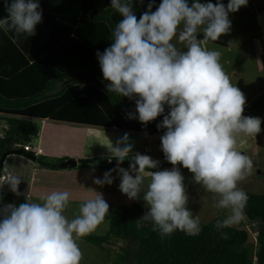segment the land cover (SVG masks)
I'll return each mask as SVG.
<instances>
[{"label":"clouds","instance_id":"1","mask_svg":"<svg viewBox=\"0 0 264 264\" xmlns=\"http://www.w3.org/2000/svg\"><path fill=\"white\" fill-rule=\"evenodd\" d=\"M247 3L229 0L225 6L219 0L216 4L194 0L190 5L188 0H162L154 12L150 2L137 19L131 0H111L121 19L112 32L114 42L97 53L103 77L110 82L108 91L139 97L136 111L145 124L163 114L165 104L170 108L157 127L167 129L161 146L174 167L147 173L146 187V169L158 165L150 156L137 153L132 158L130 168L135 176L118 169L120 190L130 199L140 198L143 192L149 210L141 219L152 222L162 237L177 230L189 235L201 230L199 218L187 207L178 164L193 174L195 183L219 196L216 207L229 210L225 219L217 220V229L242 220L248 196L238 184L253 164L237 150V136L257 135L262 121L242 115L247 102L244 94L225 72L221 53L203 47L197 33L203 32V40H218L230 30L229 13ZM7 12L0 28L17 35H33L42 20L38 0H14ZM175 39L187 50L178 48ZM126 141L127 135L112 148L118 163L131 152ZM111 171L94 183L111 184ZM9 183L16 192L19 180ZM26 200L18 207L8 204L0 210V264H80L83 253L77 241L92 233L109 213L100 194L82 203L71 220L64 214L70 202L68 191H53L42 202Z\"/></svg>","mask_w":264,"mask_h":264},{"label":"trees","instance_id":"2","mask_svg":"<svg viewBox=\"0 0 264 264\" xmlns=\"http://www.w3.org/2000/svg\"><path fill=\"white\" fill-rule=\"evenodd\" d=\"M14 0H0V19L8 15ZM137 19L148 10L156 11L162 0H131ZM42 20L33 35H17L0 28V156L18 152L29 155L43 168H57L66 156L55 157L27 151L17 144L32 141L40 124L33 118H49L101 127L124 128V116L136 111L137 96L125 97L108 91L97 53L114 42L112 32L121 16L111 7V0H38ZM191 5L193 0H188ZM198 34V33H197ZM78 69L95 74L97 80H71ZM256 111L264 110V90L248 99ZM148 129L158 128L170 108ZM6 154V155H7ZM137 153L118 163L114 156L79 157L78 166L111 168L130 166ZM155 170L168 161H158ZM3 163L0 166L2 171ZM150 170V169H146ZM248 200L243 214L257 225L254 253L247 246L246 228L229 225L215 227L223 213L207 222L200 221V232L189 235L175 231L161 236L152 222L141 219L147 207L144 201L116 205L109 217L107 230L83 237L100 247L115 239L126 242L110 263L105 264H264V192L245 191ZM223 234V235H222ZM226 236V238H225Z\"/></svg>","mask_w":264,"mask_h":264},{"label":"crops","instance_id":"3","mask_svg":"<svg viewBox=\"0 0 264 264\" xmlns=\"http://www.w3.org/2000/svg\"><path fill=\"white\" fill-rule=\"evenodd\" d=\"M199 2L216 4L218 0H199ZM219 2L227 6L229 0H219ZM228 18L231 21L230 30L222 34L216 41L209 40L210 49L216 50L220 48V63L225 72L228 73L229 71L237 77L242 76L238 79L242 81V85L245 82L241 91L246 99L248 97L247 93L251 99L264 90V0H248L246 6H241L236 12H230ZM36 27L39 29V23ZM199 35L200 37L197 36V39L206 48L207 45L203 41V32H200ZM173 43L178 48H181L182 51L187 50L182 42L177 44V42L173 41ZM221 49L224 51L223 54ZM226 51H230L229 53L231 54L228 53V56ZM260 85L263 86L260 87ZM33 119H39L41 121L38 144L41 146L42 154L44 155L55 157L71 156L77 160L79 157L96 155L113 156L112 148L117 146L118 142L127 135L126 143L131 145L130 153L148 155L154 161L163 160L162 162H164L166 160L160 139L164 133H152L148 129L147 124L139 121L138 112L124 116V128L115 126L101 127L49 118ZM55 122H65L68 125L67 127L65 125L59 127V125H55ZM59 128H62L60 132ZM67 128L73 131L77 130L79 133L76 134L74 132L73 134L76 136L72 138L66 133ZM50 129H52L51 132L49 131ZM1 134L2 130L0 131ZM62 134H65V140L59 142ZM56 138L59 142L57 146L52 144ZM145 145L151 146L152 151L150 155L148 153L149 151L145 152L143 150ZM61 146H65V148ZM119 146L123 147L124 145L120 144ZM11 156H15L18 160L10 159ZM34 160L29 155L18 152H11L5 156L2 172L6 173L8 178L0 179V208L4 206L2 202L3 195H24L31 201L33 197L42 198L53 191H68L70 193L69 204H74L75 208H69L67 210L78 211L79 206L87 199L95 198L100 194L109 205V213L106 216L108 218L113 208L118 204L144 201L142 199L143 192L140 198L130 199L120 190L121 174L118 169L123 168L128 170L129 174L135 176L136 173L132 171L130 166L116 165L111 168H106L78 166L77 164L73 167L43 168L35 164ZM173 167L171 164L160 166L155 170H146L145 187L148 182L147 173L168 168L171 170ZM175 167L178 168V165ZM110 170H112L111 184L105 183L101 186L94 183L97 178L103 179L104 174ZM14 178L19 180L16 192L11 190L9 183ZM185 189L187 192L188 188L185 187ZM25 202H27L26 198ZM193 215L197 217L196 213H193Z\"/></svg>","mask_w":264,"mask_h":264},{"label":"rangeland","instance_id":"4","mask_svg":"<svg viewBox=\"0 0 264 264\" xmlns=\"http://www.w3.org/2000/svg\"><path fill=\"white\" fill-rule=\"evenodd\" d=\"M174 41L177 42V44L180 43L178 39H175ZM203 41H205V44L207 45L206 49L212 50L210 49V41L209 40H203ZM216 50L220 51V48H217ZM221 52L223 54L224 51H222L221 49ZM229 52L230 51H226L227 55ZM227 74L229 75L231 82L234 85H236L240 90H242L245 82H243V85H242V81L238 80L242 76L237 77L236 75L231 74L229 71ZM243 81L245 80L243 79ZM263 85H260V87ZM247 95H248L246 99L247 102L244 106V109L245 108L247 109L246 117L248 116L258 117L261 119L262 123H261V131L257 135L249 136V135L240 134L237 136V150L240 151L242 154L247 155L251 159L252 164H253L250 173L246 175L245 179L242 180L238 184V187L241 188L243 191L250 190V191H255V192H264V110L256 111L253 108H251L249 105V101H248V99H250L249 98L250 96L248 93ZM40 122L41 121L39 119L36 120V123L40 124ZM55 125H59V127L61 125H65L67 127L68 124H66L65 122L63 123L55 122ZM61 129L62 128H59V132L61 131ZM49 131L51 132L52 129H50ZM74 132H76V134L79 133L77 130L73 131V130H69L68 128L66 129V133L70 135L72 138L76 136L75 134H73ZM61 140H65V134H62V137H60L59 142ZM59 142H58V139L56 138L55 141L52 142V144L53 145L55 144L57 146ZM31 143L35 145L37 143V139L34 138L31 141ZM61 147L65 148V146H61ZM143 150L145 152L149 151L148 152L149 155L152 151L150 145H145ZM67 157L69 158L71 156H67ZM11 158L12 160L13 159L16 161L18 160L15 156H11L10 159ZM34 162L35 164L39 165L38 161L34 160ZM178 168L181 174L184 176V185L185 187L188 188V191L186 192V194L188 195L187 207L192 213H196L200 221L207 222L210 219H212L214 216L220 213H223L225 218L229 215L228 209H222V208L216 207V204L218 203V200H219L218 195L207 192L206 190L203 189L201 185L195 183L194 176L188 169L184 168L180 164H178ZM25 198L26 197L24 195L19 196L15 194H8L5 196L4 195L2 196V202L4 206L8 204H14L18 207L21 203L25 202ZM29 202H42V198L33 197L31 201ZM4 206L0 208V210L4 209ZM69 208H75V205L69 204L67 209ZM67 209L65 210L64 214L69 220H71L72 218L75 217L76 214H78V211L67 210ZM146 209L149 210L148 208ZM109 217H110V214H109ZM109 217L108 218L105 217V219L97 226V228L92 233L94 234L104 233L108 227ZM2 218L3 216L0 215V220H2ZM232 225L247 229L248 238H247L246 244L251 249V252H252L251 254H253L254 249L256 247V233H257L256 223L250 222L246 218V216L243 214L242 220L239 223L232 224ZM77 243L83 253V259L81 260L80 264H105L106 262L110 263L112 258L115 256L116 252L120 251L121 247L126 246V242L121 239H115L109 243H104L102 247L88 240H85L83 238L79 239ZM126 264H136V263L131 261Z\"/></svg>","mask_w":264,"mask_h":264},{"label":"water","instance_id":"5","mask_svg":"<svg viewBox=\"0 0 264 264\" xmlns=\"http://www.w3.org/2000/svg\"><path fill=\"white\" fill-rule=\"evenodd\" d=\"M197 36H200L199 34H197ZM71 80H92V81H96L97 78L95 76V74L91 73L90 71L84 70V69H78L77 71H75L73 73V75L70 77ZM7 152H3L0 156V166L3 163V160L6 156ZM167 161V160H166ZM78 164V160L76 158L73 157H67L63 160H61L60 162H58V167H73L76 166Z\"/></svg>","mask_w":264,"mask_h":264},{"label":"built area","instance_id":"6","mask_svg":"<svg viewBox=\"0 0 264 264\" xmlns=\"http://www.w3.org/2000/svg\"><path fill=\"white\" fill-rule=\"evenodd\" d=\"M246 113H247V109L245 108L242 115L243 116H246ZM37 139V143L35 145H33L31 143V141H28V142H23V144H18L19 146H21L23 149L27 150V151H34V153H41L42 152V148L41 146L38 144V140L40 139V135H36L35 137ZM6 177H8V175L4 174V173H1L0 174V179H5ZM148 210L145 208L144 212L146 214Z\"/></svg>","mask_w":264,"mask_h":264}]
</instances>
